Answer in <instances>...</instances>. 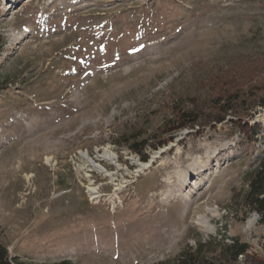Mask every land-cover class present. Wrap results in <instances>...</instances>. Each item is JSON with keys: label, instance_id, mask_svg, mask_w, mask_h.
Wrapping results in <instances>:
<instances>
[{"label": "rangeland", "instance_id": "obj_1", "mask_svg": "<svg viewBox=\"0 0 264 264\" xmlns=\"http://www.w3.org/2000/svg\"><path fill=\"white\" fill-rule=\"evenodd\" d=\"M260 101L264 0H0V244L19 264H159L198 241L264 261L243 208ZM144 141L146 162L126 147Z\"/></svg>", "mask_w": 264, "mask_h": 264}, {"label": "trees", "instance_id": "obj_2", "mask_svg": "<svg viewBox=\"0 0 264 264\" xmlns=\"http://www.w3.org/2000/svg\"><path fill=\"white\" fill-rule=\"evenodd\" d=\"M237 99H231L228 97L225 101L227 107L222 110V114L225 116L228 112L232 113L234 105ZM262 102V103H261ZM259 105H264L263 101L258 103ZM192 112L181 113L176 116V120H184L180 123L179 129L193 126L198 117H192L190 114ZM223 115V116H224ZM225 117L214 118L212 121L214 125L221 124ZM178 121V122H179ZM249 121H251L249 119ZM231 125L238 130L242 138L246 139L250 143H254L256 138L261 132V126L257 123L254 124H242L240 120L237 122H230ZM195 126V125H194ZM148 145L147 142H142L140 148L133 147V145L126 146L129 150L140 155V160L142 162L147 161V157L142 155V149ZM156 147V146H155ZM155 147L152 149L155 150ZM243 208L245 213H254L258 216V223L264 226V154L258 157L254 169L250 172L248 177V188L243 198ZM207 244L198 241L194 248H185L181 251L174 262H164L159 264H234L239 258L245 257L247 253V247L244 244H240L237 241L232 242L229 245H223L222 250L218 255H213L210 251L206 250ZM0 264H19L15 258H11L7 250L0 244ZM50 264H73L68 260H61ZM246 264H264L263 260H258L256 262H250Z\"/></svg>", "mask_w": 264, "mask_h": 264}, {"label": "bare ground", "instance_id": "obj_3", "mask_svg": "<svg viewBox=\"0 0 264 264\" xmlns=\"http://www.w3.org/2000/svg\"><path fill=\"white\" fill-rule=\"evenodd\" d=\"M11 2H13L14 0H10ZM82 159L85 161V163L92 169V171H95L99 174H102L103 176H105L106 178H110L112 180V174L109 173V171H107L100 163H97L95 161H93L92 159H90L88 157V155L83 154ZM98 161L100 162H111L113 160L116 159V156L112 153L109 152L108 150H104V152L102 153V155L98 156ZM147 166V164H139L138 167L143 169ZM91 195H97V191L96 189H90L89 190ZM95 197V196H93ZM94 199V198H93Z\"/></svg>", "mask_w": 264, "mask_h": 264}]
</instances>
